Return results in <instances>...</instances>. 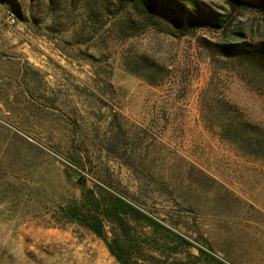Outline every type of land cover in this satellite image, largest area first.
Masks as SVG:
<instances>
[{
    "label": "rangeland",
    "instance_id": "obj_1",
    "mask_svg": "<svg viewBox=\"0 0 264 264\" xmlns=\"http://www.w3.org/2000/svg\"><path fill=\"white\" fill-rule=\"evenodd\" d=\"M184 1L232 21L244 42L264 41L251 0L234 12L225 0ZM62 6L0 0V264H117L60 219L79 196L70 162L219 261L264 264V161L222 140L201 104L226 101L264 131V92L202 48L220 34L148 29L119 41Z\"/></svg>",
    "mask_w": 264,
    "mask_h": 264
},
{
    "label": "trees",
    "instance_id": "obj_2",
    "mask_svg": "<svg viewBox=\"0 0 264 264\" xmlns=\"http://www.w3.org/2000/svg\"><path fill=\"white\" fill-rule=\"evenodd\" d=\"M29 1H47L50 6L58 3L63 5L66 14L80 10L81 17L90 27L93 23L100 30L106 28L119 41L134 38L148 29L176 38L194 37L199 32L219 33L220 39L216 42L201 41L202 48L213 62L221 63L243 82L256 85L259 92H264V41L253 45L244 42L242 29L229 31L232 21L222 20V16L206 6L188 8L184 0ZM239 1L225 0L232 12ZM247 2L264 12V0ZM11 14L15 18L21 17L17 13ZM153 68V65H143L148 71ZM143 75L149 76L144 72ZM207 97L209 101L202 98L201 104L215 109L209 117L220 138L242 153L264 161L262 128L248 122L228 102ZM70 164L71 169L80 173L72 183L79 196L58 208L60 219L93 235L117 264H225L213 256L205 242L195 244L136 206L111 184L106 175L90 180L83 175L84 167L76 162Z\"/></svg>",
    "mask_w": 264,
    "mask_h": 264
},
{
    "label": "built area",
    "instance_id": "obj_3",
    "mask_svg": "<svg viewBox=\"0 0 264 264\" xmlns=\"http://www.w3.org/2000/svg\"><path fill=\"white\" fill-rule=\"evenodd\" d=\"M17 21L14 19L13 16H6V24L10 27L16 25Z\"/></svg>",
    "mask_w": 264,
    "mask_h": 264
}]
</instances>
